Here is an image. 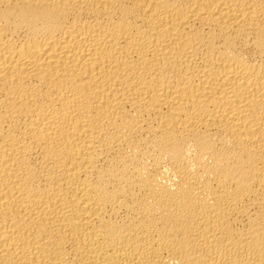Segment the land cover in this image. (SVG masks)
<instances>
[{"label": "bare ground", "instance_id": "obj_1", "mask_svg": "<svg viewBox=\"0 0 264 264\" xmlns=\"http://www.w3.org/2000/svg\"><path fill=\"white\" fill-rule=\"evenodd\" d=\"M0 264H264V0H0Z\"/></svg>", "mask_w": 264, "mask_h": 264}]
</instances>
